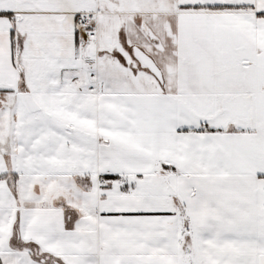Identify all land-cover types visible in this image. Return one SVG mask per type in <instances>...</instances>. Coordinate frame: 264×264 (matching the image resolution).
<instances>
[{
  "label": "snow or ice",
  "instance_id": "obj_1",
  "mask_svg": "<svg viewBox=\"0 0 264 264\" xmlns=\"http://www.w3.org/2000/svg\"><path fill=\"white\" fill-rule=\"evenodd\" d=\"M0 264H264V0H0Z\"/></svg>",
  "mask_w": 264,
  "mask_h": 264
}]
</instances>
